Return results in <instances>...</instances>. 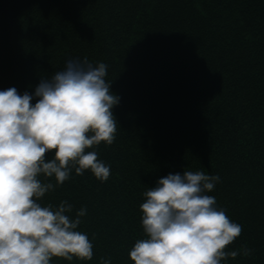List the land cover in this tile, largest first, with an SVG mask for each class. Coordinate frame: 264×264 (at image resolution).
Returning <instances> with one entry per match:
<instances>
[{"label": "trees", "instance_id": "trees-1", "mask_svg": "<svg viewBox=\"0 0 264 264\" xmlns=\"http://www.w3.org/2000/svg\"><path fill=\"white\" fill-rule=\"evenodd\" d=\"M85 57L120 98L114 142L88 149L111 175L73 169L38 201L87 209L92 260L51 264H134L144 192L184 170L219 175L206 194L242 226L226 249L241 255L222 264H264V0H0V90L34 93Z\"/></svg>", "mask_w": 264, "mask_h": 264}, {"label": "clouds", "instance_id": "clouds-1", "mask_svg": "<svg viewBox=\"0 0 264 264\" xmlns=\"http://www.w3.org/2000/svg\"><path fill=\"white\" fill-rule=\"evenodd\" d=\"M106 75L103 62L70 59L63 70L42 78L34 93L0 90V264L92 260L93 244L77 230L86 207L71 218L66 213L73 205L67 201L58 207L38 201L70 179L73 169L109 179L111 166L88 151L116 138L113 108L120 98L110 91ZM52 151L54 158L46 159ZM41 175L55 177L56 184L41 182ZM219 181V175L184 170L145 191L140 205L145 238L129 253L134 264H222L241 255L226 249L242 226L206 194ZM242 254L248 257L252 249L242 247ZM101 264L111 260L101 258Z\"/></svg>", "mask_w": 264, "mask_h": 264}]
</instances>
